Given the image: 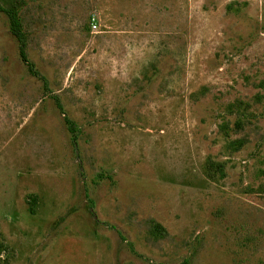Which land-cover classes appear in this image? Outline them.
Wrapping results in <instances>:
<instances>
[{"label": "rangeland", "instance_id": "374dc122", "mask_svg": "<svg viewBox=\"0 0 264 264\" xmlns=\"http://www.w3.org/2000/svg\"><path fill=\"white\" fill-rule=\"evenodd\" d=\"M0 5V264H264V0Z\"/></svg>", "mask_w": 264, "mask_h": 264}, {"label": "trees", "instance_id": "16d2710c", "mask_svg": "<svg viewBox=\"0 0 264 264\" xmlns=\"http://www.w3.org/2000/svg\"><path fill=\"white\" fill-rule=\"evenodd\" d=\"M0 11L4 12L6 17H7L10 33L13 35V37L15 38V40L17 42L18 56H19L20 60L25 64L27 72L30 75L41 80L42 84L44 86L45 85L44 78L34 68L33 63L31 61H29L26 57L25 37H24V33L22 32V30L20 28V22H19V18L17 16L16 7L12 5L9 8H5V7L0 5ZM55 104L57 107H59V103H58L56 98H55ZM65 121L68 124L69 129L71 130L72 134L74 135L76 132L75 126L67 118H65Z\"/></svg>", "mask_w": 264, "mask_h": 264}]
</instances>
